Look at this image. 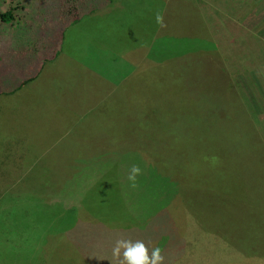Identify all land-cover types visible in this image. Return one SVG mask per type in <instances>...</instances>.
Instances as JSON below:
<instances>
[{"label": "rangeland", "instance_id": "obj_1", "mask_svg": "<svg viewBox=\"0 0 264 264\" xmlns=\"http://www.w3.org/2000/svg\"><path fill=\"white\" fill-rule=\"evenodd\" d=\"M26 1L0 22V264H58L68 209L77 241L107 244L60 264H127L118 240L161 264H245L240 239L264 246V0H97L77 23Z\"/></svg>", "mask_w": 264, "mask_h": 264}, {"label": "trees", "instance_id": "obj_2", "mask_svg": "<svg viewBox=\"0 0 264 264\" xmlns=\"http://www.w3.org/2000/svg\"><path fill=\"white\" fill-rule=\"evenodd\" d=\"M25 1L26 0H5L4 1V2H7L5 11L0 12V19H1L0 22H1V25L3 27L10 25L12 28H14L15 26L22 23V21H21L23 19L22 12L26 8V3H27V1L26 2ZM50 1L53 2L54 4H56V2H59L57 5L58 9L60 10V12L62 14H64L65 16L67 15L69 18H71L73 20V23H77L79 21V16L77 17V10L81 9L80 5H82L83 7L85 6L83 9H88L89 5H92V4L95 5V6H93V8L91 10H88V12H87L88 14L86 16L94 15L96 13H99V10H101V9H98L99 7H97V5H96L97 0H50ZM2 9L3 8L1 7L0 10H2ZM199 152H200V150H199ZM248 152H249L248 150H245V152H244L245 157H249ZM258 164H259L258 170L261 169V171H264V159L263 158H262V161L259 162ZM194 167H196V166H194ZM253 177L256 178L255 184L257 187L255 189V192H257L259 189H264V186H262V183H261L264 180V174L261 173L260 175H254ZM168 178H169L168 180H171L172 176H170ZM254 201H255L254 198L246 199L245 203H247V202H253L254 203ZM73 214H74V211H70L69 209L66 211H63V213L61 215V216H63V218L60 216L58 228L56 226H55L56 228L55 227L53 228L55 231H54L53 235H51V236H52V238L55 237L56 251L54 252L53 256L51 257L52 258L51 262H56L58 264L63 262L64 257L61 254L63 246H65L67 249L68 248L72 249L73 253L75 252L76 255H78V256H79V253L77 252L78 251L77 247H80L82 250L84 249L86 251L85 254L90 252V250H91L90 247H92L94 245V243H95V247H100L99 246L100 243H96L97 240L94 239V242H91L87 248L85 246V244L81 242V239L77 241L76 237H74V235L70 233L71 230L76 228L75 218L73 217ZM70 217H72V218H70ZM155 221H158V220H155ZM180 224H182L183 226L180 227L181 229L177 228L176 231L179 233L180 238L182 236L186 238L187 248L189 246L191 247V245H193V243H191V240H187L188 239V236H187L188 225L184 222L180 223ZM176 225H179V221L176 222ZM251 225H254V222H251ZM199 226L201 228L200 224H199ZM90 228H91V231H88V232L85 231L84 232L86 236L93 235V237L97 236L98 238H101V239H103V238H107V239L113 238L112 240L116 239V235H114V233H115L114 230H108L104 227L99 228V226H97V228H95L94 226H91ZM251 229H252V227H251ZM79 230H81L80 227H79ZM181 231H185L183 233V235H181V233H180ZM81 232H79V233H81ZM103 232L105 234L110 232L114 236L113 237L105 236L103 234ZM119 232H124V231L121 230ZM86 233H88V235ZM81 234H83V233H81ZM51 236H50V238H51ZM159 236H162V234ZM171 238H172L171 235H168V239L170 240ZM104 243L107 244L106 241ZM256 244H258V243H256ZM151 245L152 244H150V246ZM74 247H75V249H74ZM235 247L237 249V250L235 249V252H238L239 255L242 258H244L245 264H257V262L259 263V261H261L260 264H264V246H262V244H258L255 246L254 245H247L246 243H244L240 239L239 244L237 243L235 245ZM89 248H90V250H89ZM151 249H152V247H151ZM98 250H95V251L98 252Z\"/></svg>", "mask_w": 264, "mask_h": 264}, {"label": "clouds", "instance_id": "obj_3", "mask_svg": "<svg viewBox=\"0 0 264 264\" xmlns=\"http://www.w3.org/2000/svg\"><path fill=\"white\" fill-rule=\"evenodd\" d=\"M159 21V17H157ZM141 174L139 167H132L129 179L133 181V187L136 186L135 181L138 175ZM121 250H123V257L127 264H161L163 256L161 255V249L155 247L149 250V248L142 241H136L133 243L130 240H118L114 248V255L119 256Z\"/></svg>", "mask_w": 264, "mask_h": 264}, {"label": "crops", "instance_id": "obj_4", "mask_svg": "<svg viewBox=\"0 0 264 264\" xmlns=\"http://www.w3.org/2000/svg\"><path fill=\"white\" fill-rule=\"evenodd\" d=\"M32 110H34V109H32ZM37 110L39 111V113L42 112L43 106H38ZM69 132H72V130H69ZM100 244H105V243H100Z\"/></svg>", "mask_w": 264, "mask_h": 264}]
</instances>
